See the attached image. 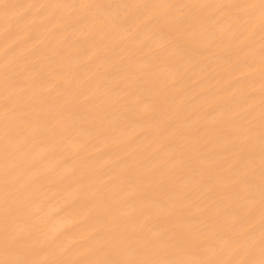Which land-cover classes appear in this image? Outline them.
Listing matches in <instances>:
<instances>
[{
    "label": "bare ground",
    "instance_id": "obj_1",
    "mask_svg": "<svg viewBox=\"0 0 264 264\" xmlns=\"http://www.w3.org/2000/svg\"><path fill=\"white\" fill-rule=\"evenodd\" d=\"M3 3L0 260L259 259L260 0Z\"/></svg>",
    "mask_w": 264,
    "mask_h": 264
},
{
    "label": "snow or ice",
    "instance_id": "obj_2",
    "mask_svg": "<svg viewBox=\"0 0 264 264\" xmlns=\"http://www.w3.org/2000/svg\"><path fill=\"white\" fill-rule=\"evenodd\" d=\"M203 5H196V7H202ZM0 7H3L5 11L16 7L13 4L3 3V0H0ZM222 7H242L241 5H223ZM247 8H259L260 19H261V33H262V42H264V0H260L259 5H247L243 6ZM261 78L264 80V48L261 51ZM262 91H264V85H262ZM262 113H264V107H262ZM245 179H247L245 177ZM260 180H261V237L259 241V259L255 258V252L252 249L248 250V256L244 259H236L232 261H209V260H200V261H174V260H116V259H96V260H83V261H61V260H52V261H30L26 259H4L0 260V264H264V117L261 121V167H260ZM10 192V185L7 178V173L5 174V186H4V202H5V221L9 218L11 214V207L8 201V195ZM5 251H9L14 248H23L25 242L18 237H15L8 233L5 229L4 239L2 241Z\"/></svg>",
    "mask_w": 264,
    "mask_h": 264
}]
</instances>
